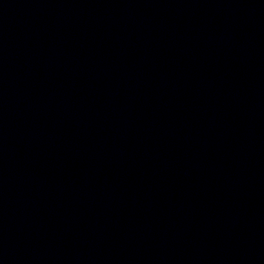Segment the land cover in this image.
Listing matches in <instances>:
<instances>
[{"label":"water","instance_id":"obj_1","mask_svg":"<svg viewBox=\"0 0 264 264\" xmlns=\"http://www.w3.org/2000/svg\"><path fill=\"white\" fill-rule=\"evenodd\" d=\"M0 180L93 264H264V0H0Z\"/></svg>","mask_w":264,"mask_h":264}]
</instances>
